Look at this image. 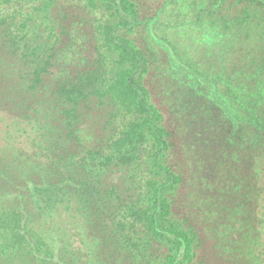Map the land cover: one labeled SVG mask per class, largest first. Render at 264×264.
<instances>
[{
  "label": "trees",
  "instance_id": "1",
  "mask_svg": "<svg viewBox=\"0 0 264 264\" xmlns=\"http://www.w3.org/2000/svg\"><path fill=\"white\" fill-rule=\"evenodd\" d=\"M72 1L0 0V264H264V0Z\"/></svg>",
  "mask_w": 264,
  "mask_h": 264
},
{
  "label": "rangeland",
  "instance_id": "2",
  "mask_svg": "<svg viewBox=\"0 0 264 264\" xmlns=\"http://www.w3.org/2000/svg\"><path fill=\"white\" fill-rule=\"evenodd\" d=\"M73 1H78V0H73ZM73 1L72 3H74ZM135 1H138V3L142 5L146 11L147 9L151 10L153 9V7L155 8V6L158 4L160 0H135ZM91 14L94 15L95 13L94 14L91 13ZM103 15L104 14L100 11L95 14V16L98 18L102 17ZM174 34L175 33H170L169 38L177 37L179 39V43H181V46L185 50H187V52L189 53L190 57L194 60V62L199 61L202 65H204L206 69L212 68L210 67L211 65L217 64L220 68L224 69V73H228V72L233 71L232 66L234 62H237V59L239 60V54L237 53L236 46L231 45L230 50L224 51V53H222V54H225L224 59L226 61L224 64H221L219 60H221L222 57H217V55H221L219 46H214L212 45L213 43L211 42L201 43L195 39L194 34L192 38L191 33L187 31H185L184 34H182L181 32L180 35L178 34L174 35ZM138 37L141 43L140 34L138 35ZM216 70H220V69H216ZM150 71L151 72L147 74L146 86L148 87L151 93V102L157 108L160 109V111L164 115L165 122H167L170 128L172 125V129L178 135L179 133V131L177 130L178 126H174L173 122H174V119L179 116L177 114V108L179 105L182 104L181 101L182 102L186 101L185 100L186 96L184 95H187L188 91L182 89V94H180V86L178 84H174L171 88V96H168L165 93L164 91L165 88L162 86V84L159 85L157 81H155L152 75V68ZM189 115L190 113L187 112L186 116L190 119ZM16 122L17 121L14 120L9 114L0 112V136L4 137L5 132H2V130L6 128L7 126H9L10 124H14ZM16 126L18 128V124ZM27 133L30 135L31 134L30 130H28ZM182 137H184V135ZM23 138H25V135ZM18 142H21V140L19 139Z\"/></svg>",
  "mask_w": 264,
  "mask_h": 264
}]
</instances>
